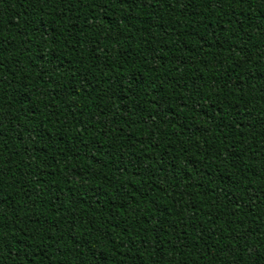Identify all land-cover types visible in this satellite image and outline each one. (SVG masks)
Wrapping results in <instances>:
<instances>
[{
    "label": "trees",
    "instance_id": "obj_1",
    "mask_svg": "<svg viewBox=\"0 0 264 264\" xmlns=\"http://www.w3.org/2000/svg\"><path fill=\"white\" fill-rule=\"evenodd\" d=\"M0 264H264V0H0Z\"/></svg>",
    "mask_w": 264,
    "mask_h": 264
}]
</instances>
